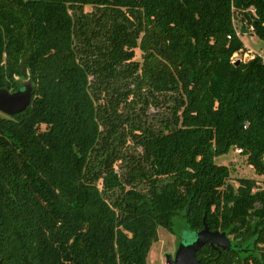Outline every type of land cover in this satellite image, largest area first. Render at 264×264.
I'll use <instances>...</instances> for the list:
<instances>
[{
  "label": "trees",
  "instance_id": "1",
  "mask_svg": "<svg viewBox=\"0 0 264 264\" xmlns=\"http://www.w3.org/2000/svg\"><path fill=\"white\" fill-rule=\"evenodd\" d=\"M236 12L264 37V0H0V86H34L0 114V264H148L159 226L204 217L243 247L200 264H264V187L215 159L264 172V58L235 62Z\"/></svg>",
  "mask_w": 264,
  "mask_h": 264
},
{
  "label": "rangeland",
  "instance_id": "2",
  "mask_svg": "<svg viewBox=\"0 0 264 264\" xmlns=\"http://www.w3.org/2000/svg\"><path fill=\"white\" fill-rule=\"evenodd\" d=\"M241 23L242 22L240 18V13L236 12L235 24L239 28ZM244 24H247V23H244ZM249 27L252 30V27L251 26ZM246 36H247V42L249 46L253 47L254 50H258V51L263 50L264 52V37H261L256 33L255 34L251 33ZM140 54H141V51L137 49L136 56L140 57L141 56ZM243 57H244V51L242 50L236 51L235 54L233 55V58L235 60L237 59L241 60ZM130 83H131V86H133L134 82L130 81ZM116 85L123 86V83L119 81V82H116ZM143 91L146 97H145V102L141 103V105L144 107V109H146L145 111L147 112L149 117H156V121H158L161 115L167 112L166 111L167 101L157 100V98L152 97L148 93V89L146 87L143 88ZM121 109H124V108H122L121 106ZM0 114H3L1 110H0ZM131 142H133L131 138L127 139L126 141L127 144H130ZM138 149H141V147H139ZM238 149L239 147L234 146L228 152L215 156V159L217 162L224 163L229 166L230 176L228 180L237 186L239 183L238 178L240 176L253 177L256 179L257 185L264 187V172H258L248 162L246 154H244L243 152H239ZM117 169L119 170V172L123 171L121 165ZM182 227H183L182 224H177L176 232H174L164 226H159L158 239L153 242L151 249L148 253V257H147L148 264H166L167 253L170 252L174 254L180 241H183V240L187 241L193 238V237L186 238L187 237L186 235L184 237H181L186 232L182 230L183 229ZM229 235L231 239H234V236L232 233Z\"/></svg>",
  "mask_w": 264,
  "mask_h": 264
},
{
  "label": "water",
  "instance_id": "3",
  "mask_svg": "<svg viewBox=\"0 0 264 264\" xmlns=\"http://www.w3.org/2000/svg\"><path fill=\"white\" fill-rule=\"evenodd\" d=\"M239 61L240 59H237L235 62L239 63ZM33 89L30 76L24 79L23 85L16 90H11L8 86H0V110L7 114L24 110L32 100ZM203 221V227L194 232L192 239L180 241L174 254L167 253L166 264H200L197 251L201 250L206 243L227 249L234 246L243 247L240 242L234 243L226 230L211 228L205 217Z\"/></svg>",
  "mask_w": 264,
  "mask_h": 264
},
{
  "label": "crops",
  "instance_id": "4",
  "mask_svg": "<svg viewBox=\"0 0 264 264\" xmlns=\"http://www.w3.org/2000/svg\"><path fill=\"white\" fill-rule=\"evenodd\" d=\"M244 23H245V21L240 24L239 28L237 27V29L239 30L238 33H239L240 37L242 38V40L244 41V44H245V50H243L244 51V57H245V55H251V54L253 55L255 53H258L261 56H263V58H264L263 50H261V51L254 50L253 47L248 45L246 35L251 34V33L255 34V32L253 30H251L250 28L244 26L245 25ZM246 29H248V30H246Z\"/></svg>",
  "mask_w": 264,
  "mask_h": 264
},
{
  "label": "built area",
  "instance_id": "5",
  "mask_svg": "<svg viewBox=\"0 0 264 264\" xmlns=\"http://www.w3.org/2000/svg\"><path fill=\"white\" fill-rule=\"evenodd\" d=\"M252 29H253V26L251 25ZM237 31L239 32V30L237 29ZM229 37H231V34H229ZM235 54V53H234ZM241 149L239 148L238 151H240Z\"/></svg>",
  "mask_w": 264,
  "mask_h": 264
}]
</instances>
